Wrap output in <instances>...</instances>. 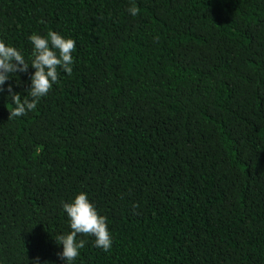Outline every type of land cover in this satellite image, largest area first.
Instances as JSON below:
<instances>
[{"label": "trees", "instance_id": "obj_1", "mask_svg": "<svg viewBox=\"0 0 264 264\" xmlns=\"http://www.w3.org/2000/svg\"><path fill=\"white\" fill-rule=\"evenodd\" d=\"M48 31L71 76L20 118L0 96V264H63L80 192L112 247L75 264H264V0H0L26 59Z\"/></svg>", "mask_w": 264, "mask_h": 264}, {"label": "clouds", "instance_id": "obj_2", "mask_svg": "<svg viewBox=\"0 0 264 264\" xmlns=\"http://www.w3.org/2000/svg\"><path fill=\"white\" fill-rule=\"evenodd\" d=\"M131 16L139 14V9L132 2L127 9ZM32 46L31 55L26 59L15 46L0 40V96L10 105L9 119L20 118L37 108L39 100L46 96L53 85L58 82V69L71 76L73 72L76 41L66 38L55 31H48L46 35L32 33L28 37ZM29 68L34 69L30 77V86L22 80V73ZM19 78V82L15 79ZM17 83L14 85L12 81ZM21 87L22 91H15ZM62 209L67 216L70 231L60 234L55 241L62 250L57 258L63 264H75L80 250L87 243L78 239V235L85 234L94 237V247L108 252L112 247V237L108 229L107 218L98 214L96 207L88 198L87 193L80 192L69 202H61ZM30 264H41L40 257L29 261ZM43 264H50L44 261Z\"/></svg>", "mask_w": 264, "mask_h": 264}]
</instances>
